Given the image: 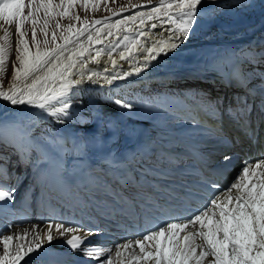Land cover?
<instances>
[{
	"label": "snow or ice",
	"instance_id": "snow-or-ice-1",
	"mask_svg": "<svg viewBox=\"0 0 264 264\" xmlns=\"http://www.w3.org/2000/svg\"><path fill=\"white\" fill-rule=\"evenodd\" d=\"M103 2L107 3V0ZM201 2L159 0L157 5L148 8L129 0L128 8L107 9L111 16L89 23L87 18L81 19L78 13L73 15L72 12L78 5L86 12L89 9L95 12L101 0H0V30H3L0 35V78L7 71L13 47V25L16 37L10 86L7 90L0 86V100L12 106L38 109L63 123L62 117L71 106L74 87L84 82L101 81L111 85L118 79L124 80L133 73L145 71L151 61L167 55L188 38ZM128 9L140 10L112 19ZM61 19L74 20L80 26L71 22L62 25ZM165 24L170 25L164 29L168 33L166 39L154 41L150 46L141 42L140 38L150 35L143 30L145 25L156 29ZM25 26L31 28V46L26 39ZM134 28L139 29L137 37L121 36V33H132ZM38 31L44 37L42 42L37 39ZM113 36L115 42L105 45L104 41ZM96 45L104 47L97 48ZM117 49L120 50L117 52ZM138 52L144 53L142 62L136 55ZM113 53L118 59L113 58ZM105 54L111 72L107 66L103 70L89 68L91 63L99 64ZM120 60L128 62L130 71L118 70ZM231 79L243 84L245 77L234 71ZM113 103L124 109L133 107L119 99ZM250 111L246 100L226 109L237 122ZM0 145L5 150L12 148L20 162L27 159L30 151L6 138H0ZM232 159L225 155L220 170L227 171ZM6 175V169L0 166V181ZM14 192V188L5 189L0 183V201H12ZM53 227L60 237L72 234L66 244L73 251L81 250L90 259L99 258L114 248L118 264H264V156L245 160L226 187L221 188L216 183L208 185L207 197L201 207L189 209L185 214H170L154 227L137 233L135 238L111 247L84 245V238L77 233L83 231L87 237L93 235V230L78 224L66 225L63 221H49L43 227L32 225L22 234L0 232V264H21L30 253L41 249L45 240L51 243ZM102 264H112L111 257L105 258Z\"/></svg>",
	"mask_w": 264,
	"mask_h": 264
},
{
	"label": "bare ground",
	"instance_id": "bare-ground-1",
	"mask_svg": "<svg viewBox=\"0 0 264 264\" xmlns=\"http://www.w3.org/2000/svg\"><path fill=\"white\" fill-rule=\"evenodd\" d=\"M200 10L202 11V9ZM169 27L170 25L165 24L162 27L158 26L156 29H150L149 25H145L143 30L148 31L150 35L140 38L141 42L150 46L154 41L166 39L168 33L164 29ZM138 32L139 29L134 28L132 33H121V36L137 37ZM115 39V36L108 37L104 44L115 42ZM262 42H264V0L215 3L209 11H198V16L188 38L178 48L151 61L150 66L145 71L139 74L133 73L124 80L118 79L114 81L117 83L116 85H114V82L112 83L113 86L101 81L99 83L84 82L74 87L72 92L80 95L84 104L81 115L76 114L77 121L69 119L67 115L63 116L65 117L63 123L52 118L43 120L36 109L26 105H17L8 111H3L0 115V123L4 132L0 138L11 140L30 151L27 153V159L24 162H20V157L16 154L15 165H20V170L16 175L7 174L3 178L4 180H11L16 176L20 183H24L19 198L14 195L12 201H0V205H5L0 207V226L1 222L16 223L14 228L0 230V232L13 235L22 234L24 229L30 230L32 225L42 227L46 225H42L31 213V215L29 214V221L15 220L16 203L27 207L29 202L27 198L37 200L39 193L45 197L47 202L57 199L65 203L67 196L65 197L63 194L62 178L71 176L76 172L81 162L99 160L102 153L111 146V140L114 138L119 136L129 138L136 133L146 134L157 145L164 147L165 150L177 149L176 143L180 138L176 137V134L181 132V125L174 124L168 116L157 112L146 114L148 120L131 118L111 102L101 97L105 95V91L109 94L112 88L124 89L133 85L145 86L151 82V79H156L167 85L170 83H166L160 78L175 76L177 80H180V76L183 75L180 73H186L192 81H196L192 82L191 85L196 84L207 87L211 85V81L206 86L198 75L205 76L207 73L218 75L223 63L231 58L226 50L227 48L238 50V54L244 63V72H246L247 63L254 58V55H264V52L261 51ZM95 47L100 48L104 45H96ZM119 50L117 49V52ZM136 55L140 57L142 62L144 53L138 52ZM113 58L118 59V55L113 53ZM244 58L248 60L244 61ZM106 61L107 55H102L100 63H91L89 68L103 70L107 66L111 72V64H106ZM118 70L130 71L128 62L120 60ZM186 81L190 82L187 79ZM186 109L187 106H182L179 110L184 111ZM121 112L122 114H120ZM29 114L34 115L38 119V123L43 125L48 133L57 138L58 151L54 152L49 143L47 144L51 148L50 152L39 150L34 143L31 146L30 140L26 137L27 130L24 124ZM140 129L146 130L147 133H140ZM0 146L3 147V145ZM10 159L11 155H9L8 162ZM2 162H5L4 158H2ZM36 165H39V168L36 169ZM235 170L234 168L233 171ZM46 175L50 178H47ZM55 183H58L59 187ZM29 187H34L36 191L39 190V193L36 192L33 196L29 195L27 190ZM36 205L37 208L42 209L39 202ZM52 206L57 208L58 204ZM20 213L23 214L24 212L20 211ZM44 231H46V228H44ZM53 232L56 231L53 229ZM77 234L84 238V234L81 232ZM71 235L59 236L60 240L58 242L48 243L45 240L42 248L30 253L24 261H21V264H36L46 254L55 250H70L71 248L66 244V240L71 238ZM26 239H30V237ZM0 254H2V245H0ZM108 257H111L112 264H118L115 252H111ZM105 258L107 256L101 257L100 260L104 261Z\"/></svg>",
	"mask_w": 264,
	"mask_h": 264
},
{
	"label": "rangeland",
	"instance_id": "rangeland-1",
	"mask_svg": "<svg viewBox=\"0 0 264 264\" xmlns=\"http://www.w3.org/2000/svg\"><path fill=\"white\" fill-rule=\"evenodd\" d=\"M237 1H239V0H232V1H226V2H225V0L224 1L223 0H202L201 4L198 6V8H199L198 11H200V12L209 11L211 9V7L214 6L215 3H219V2H224V3L229 2L230 3V2H237ZM56 2H58V0H56ZM131 3L137 4V5H147V7L150 8L152 6L157 5L159 3V0H151L150 5L148 4V0H131ZM128 4H129V0H107V3H104L103 0H101L100 7L95 12H93L91 9H89L86 12L81 6L78 5L75 8L74 12H72V14L74 15V14L78 13L79 16L81 17V19L87 18L89 23H91V21L93 19H103L105 17H109L111 15V12L108 11L107 9H112L113 11H119V9L122 7L128 8ZM203 8H208V9H203ZM200 9H202V11ZM136 10H140V9H128L127 11H124L123 13H121L120 16H114V17H112V19L115 20V19L121 18L122 16L131 15ZM70 22L74 23L76 25V27L80 26V24L74 20L73 21H69L68 19H61L60 20V23L62 25H65V26L68 25ZM52 27H54V24ZM97 27H100V25H97ZM25 30L27 31L26 39L29 40L30 46H31V28L29 26H25ZM11 31L13 33V36H12L13 47H12V50L10 52V58H9L8 66H7V71L4 74V76L2 78H0V86H2L4 88V90H7L8 87L10 86L11 76H12V63L15 60V54H16L15 53V39H16V37H15V26L14 25L11 27ZM51 31H52V28L49 29V32H50V35L48 37L49 40L51 39ZM0 35H3V30H0ZM37 39L41 42L44 39V37L39 33V31L37 33ZM252 65L253 64H251L252 68H250L247 71L248 76H251L252 73H255V71H258V68H255ZM260 65L261 64H259V66ZM180 74H183V77H185V79H187V77L189 78V75H186V73H180ZM160 79H163L162 81H165L166 83H170L171 87H165L163 85V82L158 81L156 79H151V82L145 86H143V85L131 86L130 88L122 89L123 91L117 89V90H115L109 94V99L111 102L119 99L123 102H126V103L133 105V107L131 109H128L130 112L127 111V113H126L129 117L135 118V119H141V120H148L146 117V114H151V113H148L149 111L156 112L155 109H153L152 105L156 102L157 99H160L163 96H165L164 90L168 89V90H170V92L173 96H177L178 93H180L179 95H183L184 94L183 91L186 88H188L189 86H192V88H200L196 84L187 85V82L180 83V80H177V77H175V76L171 77V78H160ZM175 79H176V81H175ZM178 83H180V84H178ZM116 84L117 83L114 82V85H116ZM111 85L113 86V84H111ZM167 85H169V84H167ZM112 89H114V88H112ZM161 91H162V93H160ZM73 94H77V93L73 92L71 94V100H73L74 102H78V103L75 105H71L69 107L70 111L69 110H67V111H69L70 115L71 114L74 115L72 112L79 111L80 107L82 106L81 99L77 95L73 96ZM212 96H213V98H212L213 100H215L216 97H222L224 99L226 98L225 91L223 89L217 90L215 92V94ZM228 96H235V95H234V93H231ZM233 98H235V97H233ZM113 104H115V103H113ZM16 106H12L8 102L0 100V115L2 114L3 111H8L10 108H13ZM83 106H84V104H83ZM116 106H118V105H116ZM36 110L38 113V109H36ZM154 112H152V113H154ZM120 114H122V112ZM31 115L32 114L27 115V119L28 118L31 120L33 119V122H38V119L34 115H32V116ZM67 116H69V115L67 114ZM74 116L76 117V114ZM136 116H139V117H136ZM141 116H143V117H141ZM51 118L55 119L57 121V119L55 117L52 116ZM62 118L65 119V117H62ZM74 121H77V117ZM3 130L4 129L1 128V123H0V136L4 132Z\"/></svg>",
	"mask_w": 264,
	"mask_h": 264
}]
</instances>
